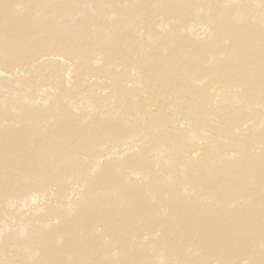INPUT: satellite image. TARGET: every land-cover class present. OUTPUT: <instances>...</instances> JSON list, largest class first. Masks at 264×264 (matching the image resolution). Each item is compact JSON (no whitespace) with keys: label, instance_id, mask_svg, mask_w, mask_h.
I'll use <instances>...</instances> for the list:
<instances>
[{"label":"bare ground","instance_id":"obj_1","mask_svg":"<svg viewBox=\"0 0 264 264\" xmlns=\"http://www.w3.org/2000/svg\"><path fill=\"white\" fill-rule=\"evenodd\" d=\"M0 264H264V0H0Z\"/></svg>","mask_w":264,"mask_h":264}]
</instances>
